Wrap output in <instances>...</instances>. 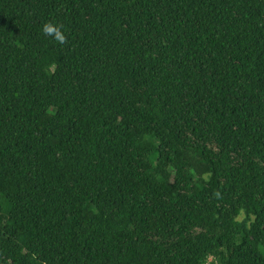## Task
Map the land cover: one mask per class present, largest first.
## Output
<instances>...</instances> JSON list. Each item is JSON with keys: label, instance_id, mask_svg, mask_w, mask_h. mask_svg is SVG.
Returning a JSON list of instances; mask_svg holds the SVG:
<instances>
[{"label": "trees", "instance_id": "obj_1", "mask_svg": "<svg viewBox=\"0 0 264 264\" xmlns=\"http://www.w3.org/2000/svg\"><path fill=\"white\" fill-rule=\"evenodd\" d=\"M0 264H264V0H0Z\"/></svg>", "mask_w": 264, "mask_h": 264}, {"label": "clouds", "instance_id": "obj_2", "mask_svg": "<svg viewBox=\"0 0 264 264\" xmlns=\"http://www.w3.org/2000/svg\"><path fill=\"white\" fill-rule=\"evenodd\" d=\"M42 31L46 36H52L54 40L60 44L65 42V35L61 31L60 26L51 22L44 23Z\"/></svg>", "mask_w": 264, "mask_h": 264}]
</instances>
